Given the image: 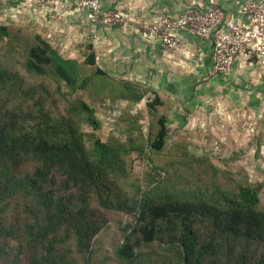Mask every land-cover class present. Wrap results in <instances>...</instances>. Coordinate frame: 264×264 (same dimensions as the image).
Returning <instances> with one entry per match:
<instances>
[{
	"label": "trees",
	"instance_id": "trees-1",
	"mask_svg": "<svg viewBox=\"0 0 264 264\" xmlns=\"http://www.w3.org/2000/svg\"><path fill=\"white\" fill-rule=\"evenodd\" d=\"M28 33L0 25V89L14 86L16 55L46 82L37 98L33 87L19 105H0V236L17 242L15 256L23 254L27 264H264L259 185L224 184L219 168L190 153L184 136L168 144L178 128L170 97L110 75L94 51L84 60L65 58ZM77 90L132 105L117 116L125 143L112 134L101 139L95 108L71 98ZM60 96L62 110L55 106ZM142 101L146 115L137 107ZM132 154L145 163L142 176L127 165ZM68 188L76 199L63 193ZM107 191L118 202L107 203ZM92 198L103 205L97 216ZM116 209L129 220L107 249L104 212ZM16 259L0 246V264Z\"/></svg>",
	"mask_w": 264,
	"mask_h": 264
},
{
	"label": "crops",
	"instance_id": "crops-1",
	"mask_svg": "<svg viewBox=\"0 0 264 264\" xmlns=\"http://www.w3.org/2000/svg\"><path fill=\"white\" fill-rule=\"evenodd\" d=\"M209 1L223 8L228 20L247 23L241 9L250 0H101L102 8L117 9L135 19L125 26L93 23L88 11L73 10L71 1L51 10L36 0H0V25L32 27L66 57L73 58L79 49L90 46L98 66L110 75L170 97L172 122L177 127L188 126L193 121L201 124L202 112L217 105L220 111L229 109V98L242 101L246 93H264V52L241 53L231 70L219 76L211 69V40L179 30L180 47L173 50L138 30L140 24L159 16L173 17Z\"/></svg>",
	"mask_w": 264,
	"mask_h": 264
},
{
	"label": "rangeland",
	"instance_id": "rangeland-1",
	"mask_svg": "<svg viewBox=\"0 0 264 264\" xmlns=\"http://www.w3.org/2000/svg\"><path fill=\"white\" fill-rule=\"evenodd\" d=\"M9 26L20 25L15 24ZM21 26L28 30V35L38 33L32 27ZM41 36L46 39V36ZM1 44L2 42H0ZM54 48L63 57L71 58L66 57L65 52L61 51L59 47ZM90 51H93L90 46H87L84 50L79 49L73 58L84 60ZM16 58L18 62L10 67L15 73V77H17L14 80V86L10 92L6 91V93L0 89V105H4L6 108H10L15 104L19 105L21 102L20 98L26 100L28 95L24 96L23 91L32 90L33 87H36L34 98H37L43 93V91L40 93L38 86L40 84H46L44 79L42 80L39 76L30 74L22 68V58L20 55H16ZM47 87H49L48 83ZM16 92L20 96H17ZM50 93L51 90L49 95ZM57 95L54 93L55 97ZM244 97L245 99L242 101L229 98V109L225 107V109L221 108L220 111L221 106L217 105L213 110L208 109L202 112L201 115L204 120H202L203 122L201 124L194 123L193 121L188 126H178L175 129L172 127L169 131L168 144L184 136L186 138L185 140H187V149L190 153L198 156H206L207 161L219 168V177L224 184L230 187L238 184L250 186L259 185V207L264 209V93L249 92ZM60 98L61 100L58 99L55 106L62 110L64 102L66 103V101L61 96ZM71 98L83 100L89 106L95 108L96 117L101 125L98 133L103 141H106L109 135L112 134L118 137L120 142L125 143L126 135L117 124V116L120 112L130 111L132 105L129 103L122 104L120 101L110 99L96 98L87 90H77L71 94ZM137 107L143 110L146 115L144 101L139 103ZM53 109L57 110L55 107ZM213 112L218 114V118H216ZM141 123L143 124L144 132L147 133L149 125L148 117L146 116L145 120ZM81 128L84 131L91 130L90 126L85 122L81 123ZM126 160L128 167H133L138 175H143L145 168L143 160L137 158L135 154L129 155ZM65 192L68 196L76 199L77 191L74 188H68L63 193L65 194ZM104 197L107 199V203H110V201L114 204L118 202L117 197L115 199L114 195L108 193V191L104 193ZM102 206L101 202L95 198H92L89 204V208L94 212L95 216H97L95 210L102 211ZM116 210H112V213L104 212L103 218L107 222V227L105 228L106 232L104 230L103 236L107 239H104L103 244L107 249L112 246V238L119 239L121 234L119 227H122L129 220L127 214L123 213V211H118V209ZM0 246L7 250L11 256L17 258L16 263L10 262V264H27L23 254L15 256L18 251L17 242L0 236ZM4 261L5 258L2 257L1 262ZM104 264H112V262L106 261Z\"/></svg>",
	"mask_w": 264,
	"mask_h": 264
},
{
	"label": "built area",
	"instance_id": "built-area-1",
	"mask_svg": "<svg viewBox=\"0 0 264 264\" xmlns=\"http://www.w3.org/2000/svg\"><path fill=\"white\" fill-rule=\"evenodd\" d=\"M71 1L73 10H86L91 22L106 26H125L135 19L117 10L102 8L101 0H36L40 6L51 10ZM247 16V23L228 20L224 9L214 1L205 5L192 6L176 16H159L147 24H140L138 30L156 37L167 49L180 47L177 32L189 34L213 42L211 69L216 75L227 74L241 53L264 52V0H250L241 9Z\"/></svg>",
	"mask_w": 264,
	"mask_h": 264
}]
</instances>
